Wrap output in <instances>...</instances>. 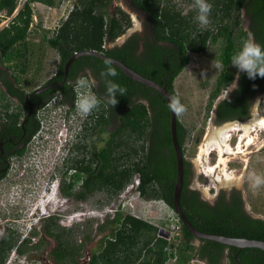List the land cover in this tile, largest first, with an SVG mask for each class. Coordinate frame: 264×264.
<instances>
[{"label":"trees","instance_id":"16d2710c","mask_svg":"<svg viewBox=\"0 0 264 264\" xmlns=\"http://www.w3.org/2000/svg\"><path fill=\"white\" fill-rule=\"evenodd\" d=\"M132 1L135 6L150 15L155 25V36L171 43L174 47L169 49L163 45L149 44L141 53H134L131 48V45L137 47L134 40L128 41L131 45L125 43L121 46L108 47L107 42L116 40L132 25L129 14L120 7L110 14L109 7L112 0H75L63 22L52 29L51 35L48 34L50 30H46L44 34V40L58 53L59 63L56 71L60 76L64 75L66 63L76 52L97 50L123 61L140 74L166 87L173 96H177L174 82L190 62L188 53H206L211 45L222 42L220 59L223 67L210 93L211 105L222 89L231 84L236 77L237 69L230 64V58L239 49L242 39L251 32L254 40L264 45V0H209L212 4L210 23L203 29L193 20L195 11L184 13L172 0ZM20 2L21 0H0V11H4L0 14V60L8 69L19 72L18 75L13 73L17 87L11 79L3 80L0 77L2 107L0 116L5 121L3 126L5 129L9 128L13 136L15 133H21L20 122L25 113L15 109L11 111L12 101L9 94H20L24 102L26 88L21 74L24 75L30 66L31 44L28 37L34 20L33 3L41 2L48 6H57L62 0H25L14 14ZM11 15L13 16L10 21L1 26L3 19ZM244 18L247 20V27L243 24ZM170 51L173 52V58L166 60L165 54ZM104 60L91 54L80 55L69 65L68 77L75 82L79 78V70L87 66L99 67L100 72L105 68ZM112 66L117 69L118 75L109 79L127 89L126 95H118V103L114 106L116 114L122 107H126L117 117L122 131L120 135L112 137L113 150L109 177L102 172L93 180H86V184L96 190L108 188L113 195L123 190L134 177H138L137 190L141 196L146 199H162L174 210L173 192L177 161L172 142L168 102L156 89L132 79L119 66L115 64ZM39 69L40 67L36 68V72ZM263 90L264 78L257 77L251 80L241 73L238 88L219 104L220 117L245 116L248 114L246 98L250 96L252 98L256 92ZM133 96L135 98L132 101L135 99L137 101L130 100ZM35 99V96H32L30 101L39 104L37 108L48 100L45 96L41 98L42 100ZM104 106L105 103H102L99 108L104 111ZM34 123L32 133L40 126L36 118L33 120V125ZM176 132L184 152L188 133L179 119ZM140 140H142V144L139 145L142 155H139L137 145L131 143ZM118 147L125 149V151L122 149L123 154L116 153ZM131 149L135 150L138 159L135 157L134 161L131 159L132 165L123 166V163L130 162ZM187 172L184 162L180 204L188 220L197 229L206 233L264 240V218L253 217L246 213L241 208L242 202L238 195H232L230 200H226L225 195H221L214 204L202 200L200 191L189 189ZM80 196L84 197L85 194ZM116 221L120 224L116 225L111 236L102 240L99 252L93 257V263L131 264L147 247L148 252L143 264H165L175 254L179 256V264H188V260L195 255L194 246L190 243L193 234L182 224V221L181 241L176 252L169 249L170 241L158 235L159 229L154 224L134 215L121 213H118ZM61 240V247L58 250L60 261L69 264L71 257L80 254L82 244L75 249L68 240ZM213 243L221 250L229 248L231 254L238 252L242 255L243 264H264V250L261 248H238L216 241ZM249 255L251 260L248 258ZM4 263L5 259L0 256V264Z\"/></svg>","mask_w":264,"mask_h":264},{"label":"flooded vegetation","instance_id":"af4514ba","mask_svg":"<svg viewBox=\"0 0 264 264\" xmlns=\"http://www.w3.org/2000/svg\"><path fill=\"white\" fill-rule=\"evenodd\" d=\"M117 1L118 0H112L109 7L110 14L116 9L115 7L117 5L115 4H117ZM122 2L123 6L126 7L125 10H127L126 12L129 14L130 18L131 15H135L138 25L131 31V33L127 34L124 39L121 38L123 40L120 44L115 43L108 47L121 46L128 43L130 40H134L137 43V47L128 43L131 45L134 53H141L149 44L163 45L169 49L174 47L171 43L158 39L155 36V25L147 12L135 6L132 0H122ZM110 8L114 9L110 10ZM172 54V51L167 52L165 54L166 60H172ZM98 69L99 67L87 66V68L79 70L78 73L79 78H84L90 82L95 80V84L87 89V91H91L98 97H103L105 95V85L104 80L100 76L101 71L99 72ZM0 77L3 80L7 78L11 79L14 86H18L12 73L0 70ZM76 81L74 82L70 80L68 72L66 75L64 73L63 76H60L59 73L55 71L42 85L39 86H45L46 88L44 90L37 93H31L36 88L31 89L30 91L25 90L23 96L25 103L20 98V94L10 93L9 97L12 101V107L10 108L11 111L15 109L22 111V113L24 111L25 113L22 115L20 122L21 133H15L13 136L10 129H5L3 126L5 121L0 116V191H3L4 194H10V197L12 194H15L16 196V199H11V202L8 200L9 206L7 209L11 208L12 210H4L3 208H0V256L5 259L4 264L16 260L23 262L24 264H32L33 260L36 262L40 261L41 264H65L60 261L61 258L58 254V250L62 243L61 239H66L72 244L70 240L71 238H74L72 233L70 234L71 236L68 235V232H70L69 227H62V225H65L68 221L63 218L64 214L62 213L65 209V203H67L68 198H74V200H87V198L93 197L94 194L101 191H104L105 193L110 192L112 194L111 190L105 187L98 190L91 188L86 184V180H93L96 175H99L102 172L109 177L113 150L112 137L120 135L122 131V129H120L121 123L117 117L126 107H122L120 112L116 114V109L112 108L110 105L106 106L105 102L104 111L99 108L87 116L82 114L83 119L78 123L77 117L80 113L76 109L75 101L77 98V88L79 86L76 84ZM232 83L233 81L231 84ZM231 84L226 88H223L216 97V100L211 104L213 105L211 112L212 121L215 126L226 125L231 122L240 126L243 122L248 121L251 116L250 109L253 100L256 96L264 95L263 90L256 92L252 98L251 96L246 98L248 114L245 116L221 118L219 115V104L226 99L224 95L221 96V94L226 91ZM237 84H239V80L237 81ZM82 90L83 92L86 91L85 89ZM234 90L229 92L228 97ZM32 96H35V100H42L41 98L43 96H45L46 99L50 96L51 97L43 106L37 108L39 104L30 101ZM134 98L135 97L133 96L130 100L132 101ZM54 99L59 103V108H62L58 114V117L62 120L60 126L52 125V121L45 117H43L44 123L41 124V116H46V113L51 110V107L54 106V104H50V102ZM134 101L137 100L135 99ZM27 109L28 112H26ZM41 109L45 110V112L41 113ZM33 112L35 114H33ZM34 118L41 122L39 128L32 133L31 129L35 127V123L33 125ZM42 126H44L42 129L43 134L39 141H37L35 140V137ZM245 138L246 136L243 141H245ZM137 147V149H139V155H142L141 147L138 145ZM122 149L123 147H118L116 153L119 155L123 154L125 149H123L124 151H122ZM129 153L130 162L123 163V166L127 164L132 165V161H134L135 157L138 159V155H135L134 149H131ZM237 154H239V152H237ZM183 155L185 167L188 170V187L191 190H195V188L191 186L195 174V162L186 156L185 151L183 152ZM226 155L230 154L226 152L224 156ZM248 157L250 158L251 155ZM242 159L244 160L245 158L243 157ZM208 162L210 163V160H208ZM41 174L45 175V188L40 187V189L38 186V179L30 180L29 178L33 176H41ZM5 180L6 183H2ZM5 184L6 191L8 192H5ZM2 188L4 190H2ZM21 192L25 194L22 196L20 194ZM83 193L85 196H80ZM28 194H41V206L37 205L34 201L32 202V206L26 205L27 201L23 199L24 197L25 199H28ZM235 194L240 197V201L242 202L241 208L249 214L245 207L242 191L235 186L230 192L223 189L218 190V192H216L210 199L205 198L200 191V198L214 204L218 201L221 195H225V199L230 200L232 195ZM18 196L22 197L20 202L17 200ZM20 203H22V207H20ZM36 208L40 210H36ZM27 209H29V216H27ZM117 209H115V211H117ZM78 211L79 207L74 205L72 212L75 214L76 219L79 215ZM117 216L118 214L115 212L113 219L110 221L112 224L111 231L109 234L101 237V242L106 237L111 236L116 225L120 224V222L116 221ZM25 227H27L26 231L21 234V228ZM66 230L68 231L67 233ZM180 231L181 235L182 227H180ZM158 235L162 236V234L160 235V232H158ZM167 236L168 235H163L162 237L168 239ZM180 241V236L177 243L170 241L169 249L175 245L179 246ZM101 242L98 243L92 251L88 250L86 254H84V259L83 256H80L81 252L80 254L71 257V262H69V264H96L93 263L92 260L94 255L99 252ZM213 242L215 241L193 235V237L190 238V243L194 246L195 255L188 260V264H243L242 255L238 252L231 254L229 248L221 250V248ZM79 245L80 243H78L77 246L72 244L75 249H78ZM175 248L177 249L176 246ZM176 249L174 252H176ZM147 252L148 247L145 248L140 255V252L137 253L139 257L131 264H143ZM171 257L165 264L180 263L178 255L175 254V256ZM248 258L251 260V255H249Z\"/></svg>","mask_w":264,"mask_h":264},{"label":"rangeland","instance_id":"374dc122","mask_svg":"<svg viewBox=\"0 0 264 264\" xmlns=\"http://www.w3.org/2000/svg\"><path fill=\"white\" fill-rule=\"evenodd\" d=\"M74 1L75 0H62L61 4L57 6H48L41 2L33 3L34 20L28 37L31 44L29 61L30 66L29 70L24 75L21 74L26 90L30 91L31 89L39 87L57 70L59 63L58 53L44 40V34H46V30H50L48 34L51 35V32L53 31L52 29L63 22L71 10ZM172 1L176 3V5L182 9L184 13L195 11L193 8V0ZM22 2L24 3V0H21L20 3L22 4ZM20 3L14 14L18 8H20ZM115 5H117L115 8L122 7V9H126V7L123 6L122 0H118ZM111 9L114 8H110V10ZM3 13L4 11H0V14ZM13 15L4 18L1 26L6 25ZM131 19L133 25L128 28L124 34L116 38L115 41L107 42L106 46H112L115 43L120 44L124 37L135 29L138 22L134 14L131 15ZM243 24L247 27L246 18L243 19ZM217 50L218 49L215 48V45H211L206 53L197 54L189 52L190 62L186 67H184L174 82L176 94L181 100V103H183L186 107V111L178 115V119L184 124L188 133V138L185 143L186 156L193 160L196 165L191 186L196 190H200L202 195L209 199L214 196L218 190L223 189L230 192L234 186L238 187L242 191L245 207L249 214L254 217L264 218V185L254 188L251 186V181L249 180V174L264 175V126L257 124L254 127L255 130H249L250 132L248 131V133H250L248 135L250 136L252 132L253 141L250 143L243 141L241 143V153H233L224 156V158L226 157V162L218 167V169L220 168V178L225 179L224 182H220L218 179L213 180L217 177L218 173L214 177L210 176L201 165V159L199 161V158L203 156L205 159L207 157L208 160H210L211 165L218 162L220 156L218 146L214 143H212V146L211 143L209 146H206V141L213 128L220 130L225 126L213 125L211 113L213 105H210L209 103V95L214 89L217 77L222 69V64L220 68L215 67V51ZM38 67H40V69L36 72V68ZM0 70L6 71L7 73H14L16 75L19 74L18 70L8 69L7 65L3 64L1 60ZM222 95L223 93L221 96ZM257 99H260L261 101L256 105V116L264 118V95L256 96L253 100L251 108ZM53 107H51V110L46 113V116H41V124L44 123L43 117H45L46 119H50L52 121V125L60 126V122L62 120L58 117V114L62 108H59L60 106H56V109H54ZM1 112L2 107L0 106V115ZM40 112L44 113L45 110L41 109ZM252 118L253 116L251 115L248 121H251ZM77 119L78 123H80L83 119V115L81 113L78 114ZM43 127L44 126L39 129L35 140L39 141L43 134ZM239 127L240 126L237 125L236 128H232L228 130L229 132L226 131L224 133L225 138L227 137L226 143L232 151L235 150L234 152L238 150L241 135L245 133V131L243 129H241L243 130L241 131ZM247 137L248 136L246 135L245 140H247ZM131 143L139 146L142 144V140L138 142L133 141ZM206 147L210 150L208 153V155L210 154L209 156L205 155V151H202ZM248 154L251 155L250 158L248 157ZM243 157L245 158L244 160L242 159ZM229 175L233 177H240V185L236 186L234 183L229 185L226 180V177ZM44 177L45 175L41 174V176H33L29 179H38L39 188H45ZM2 183H6V180ZM138 183V177H134V179L118 194L112 195L110 192L105 193L104 191H101L94 194L93 197L87 198V200H74V198H68L67 203H65V209L62 212L64 214L63 218L68 221L65 225H62V227L70 228V232L66 230V233L68 232V235L72 233L74 236V238H71L70 240L72 244L76 246L78 243L82 244L80 248V256H83V259L85 258L84 254H86L88 250L92 251L93 248L101 242V237L110 233L112 225L110 221L113 219L115 212L116 214H131L144 219L157 226L160 235H168V240L175 243L178 242L181 233V220L176 211L162 199H146L141 196L137 190ZM4 186L5 192H8L6 191V184ZM2 190L4 189L2 188ZM20 194L23 196L25 193L21 192ZM28 195V199H25V197L23 199L27 201L26 205L32 206V202L34 201L37 205L41 206V194ZM13 198L16 199L15 194H12L10 197V194H4L3 191H0V208H3L4 210H12L11 208L7 209V207L9 206L8 200L11 202V199ZM21 199L22 197H17L18 202H20ZM21 204L22 203H20V207H22ZM74 205L79 207V215L77 219L75 214L72 212ZM115 209H117V211H115ZM28 210L29 209H27V216L30 215ZM36 210L40 209L36 208ZM26 228L27 227L21 228V234L26 231ZM175 246L178 247V245ZM175 246H172L171 250L174 251L176 249ZM6 264L24 263L16 260L6 262ZM32 264H41V262L33 260Z\"/></svg>","mask_w":264,"mask_h":264},{"label":"clouds","instance_id":"9594fccd","mask_svg":"<svg viewBox=\"0 0 264 264\" xmlns=\"http://www.w3.org/2000/svg\"><path fill=\"white\" fill-rule=\"evenodd\" d=\"M193 8L196 12L193 17L194 22L197 23L201 29L208 26L210 23L209 17L212 12V4L209 0H193ZM215 48L218 49L215 51V67L220 68L222 64V60L220 59L222 56V42L216 44ZM103 63L105 68L100 72V76L105 84V95L103 97H98L91 91H87V89L95 84V80L90 82L84 78H78L76 81L79 88L86 90L82 95H79L76 100L77 111L85 116L91 114L94 110H98L100 105L105 102L106 106L110 105L114 108L118 103V95H126L127 89L125 86L109 79L110 77H116L118 75L117 69L112 66L114 61L111 58H106ZM230 64L237 69V72L233 83L223 92L225 98H228L230 91L238 88L237 81L241 73L245 74L247 78L251 80H255L257 77L264 78V45L257 43L252 33L249 32L247 37L242 39L239 49L232 54ZM260 101V99H257L250 109V113L253 117L256 115V105ZM51 103L54 104V107L52 106L54 109L59 105L56 99L52 100L50 104ZM168 108L176 115H180L186 111L185 105L181 103V100L177 96L170 98ZM226 180L229 185L234 183L236 186H239L241 183L240 177H233L231 175L227 176ZM249 180L251 181V186L254 188L264 185V175L249 174Z\"/></svg>","mask_w":264,"mask_h":264},{"label":"water","instance_id":"95a60500","mask_svg":"<svg viewBox=\"0 0 264 264\" xmlns=\"http://www.w3.org/2000/svg\"><path fill=\"white\" fill-rule=\"evenodd\" d=\"M84 54H91L97 57H100L102 59L111 58L115 65L119 66L127 75H129L132 79L137 80L139 82H142L144 84H147L148 86L156 89L158 92H160L167 102L169 103L170 98L173 97V95L166 89V87L162 86L161 84L157 83L156 81L140 74L127 64H125L123 61L107 56L105 53L97 50H83L80 52H76L66 63L65 65V75L68 72L69 65L71 62L78 56L84 55ZM46 87H37L35 90H33L31 93H37L42 90H44ZM177 121H178V115L174 114L170 110V127H171V135H172V142L175 149L176 154V182L173 192V206L176 213L179 215L182 224L195 236L205 239H210L216 242H220L226 245L236 246L238 248H245V247H257L264 250V240L259 239H252V238H246V237H232V236H225V235H219V234H213V233H206L202 232L199 229H197L187 218L185 213L183 212V208L180 204V196H181V189L183 185V177H184V155L182 148L178 142L177 139Z\"/></svg>","mask_w":264,"mask_h":264},{"label":"bare ground","instance_id":"6f19581e","mask_svg":"<svg viewBox=\"0 0 264 264\" xmlns=\"http://www.w3.org/2000/svg\"><path fill=\"white\" fill-rule=\"evenodd\" d=\"M260 116V115H259ZM259 124L261 126H264V118H261V117H258L255 115V117H253L251 119V121H246L245 123L241 124L239 129H243L245 131V133L243 135H241V140H240V143H239V147H238V150H236V152L232 151L229 147V145L226 143V139L227 137L225 138L224 136V133L232 128H236L237 125L234 124L233 122L231 123H228L226 124L222 129L220 130H217L216 128H213L212 131L210 132V134L208 135V139L206 141V146H209V144L211 143V146H212V143L216 144V146H218L219 148V152H220V156H219V160L216 164L214 165H211L209 162H208V158L206 157V159L203 157H200L199 158V161L201 159V165L204 167L205 171L207 174H209L210 176H215L217 173V177L214 178L213 180H216L218 179L220 182H224L225 179H222L220 178L221 175H220V171L218 169L219 165H223L225 162H226V159L224 158V155L225 153H229V154H236L237 152H241V143L243 142V139L244 137L247 135V140H245L247 143H250L251 141H253V134L251 132V136L248 135L250 133H248V131H252V130H255L254 127ZM240 129V130H241ZM241 130V131H243ZM249 131V132H250ZM229 132V131H228ZM246 139V138H245ZM209 141V142H208ZM208 147L204 148V150L202 151H205L204 153H206L205 155H208V153L210 152V150L207 149ZM212 148V147H211ZM216 148V147H214ZM213 149V148H212ZM204 155V154H203Z\"/></svg>","mask_w":264,"mask_h":264},{"label":"built area","instance_id":"2783aa9c","mask_svg":"<svg viewBox=\"0 0 264 264\" xmlns=\"http://www.w3.org/2000/svg\"><path fill=\"white\" fill-rule=\"evenodd\" d=\"M24 1H25V0H24ZM22 4H23V2H22ZM22 4L20 3V7H21ZM18 9H19V8H18ZM17 11H18V10H17ZM17 11H16V12H17ZM83 93H84L83 90H82L81 88L78 87V88H77V96H76V97L78 98V96H79V95H82ZM77 98H76V100H77ZM75 103H76V101H75Z\"/></svg>","mask_w":264,"mask_h":264}]
</instances>
